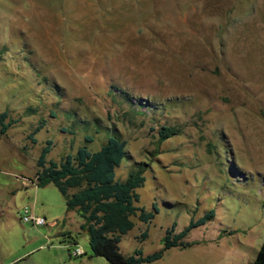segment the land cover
<instances>
[{"label": "rangeland", "instance_id": "1", "mask_svg": "<svg viewBox=\"0 0 264 264\" xmlns=\"http://www.w3.org/2000/svg\"><path fill=\"white\" fill-rule=\"evenodd\" d=\"M1 113V262L30 250L35 264H107L58 189L34 182L48 141L46 161H59L85 136L95 151L114 132L128 151L115 180L144 163L137 206L153 213L131 218L121 254L156 253L173 224L177 234L213 211L191 246L145 264L253 263L264 239V0H0ZM162 127L178 134L160 141ZM25 208L57 226L24 223Z\"/></svg>", "mask_w": 264, "mask_h": 264}, {"label": "trees", "instance_id": "2", "mask_svg": "<svg viewBox=\"0 0 264 264\" xmlns=\"http://www.w3.org/2000/svg\"><path fill=\"white\" fill-rule=\"evenodd\" d=\"M5 116V113L0 114L1 134L7 128L2 123ZM158 134L160 141H163L178 132L162 127ZM91 140V136H85L84 145L77 147L75 152L61 156L59 161H46L45 155L52 145L48 141L37 160L34 182L39 187L53 184L64 198L67 211H75L80 216L83 221L80 229L88 236L91 256L101 257L107 264H145L159 260L170 248L191 246L193 243L184 239L192 229L211 221L213 211L197 220H190L177 234H174L173 224L165 232L162 250L156 253L146 256L140 250H135L130 256L120 253L118 244L121 236L132 229L131 218L143 223L153 218L152 212L137 206L139 196L136 189L144 184L145 164L136 163V168L130 171L126 180H115V168L123 158L128 157L126 141L113 132L99 149L90 151L85 144ZM145 237L146 233H143L142 238ZM252 264H264V239Z\"/></svg>", "mask_w": 264, "mask_h": 264}, {"label": "built area", "instance_id": "3", "mask_svg": "<svg viewBox=\"0 0 264 264\" xmlns=\"http://www.w3.org/2000/svg\"><path fill=\"white\" fill-rule=\"evenodd\" d=\"M21 220L24 223L31 222L34 226H37V227L38 226H49V227L57 226V222L52 221L48 223L46 222L45 218L34 215L33 212L28 208H25L22 211ZM82 254H83V251L81 249H74L73 252L71 253V256L78 257V256H81Z\"/></svg>", "mask_w": 264, "mask_h": 264}, {"label": "crops", "instance_id": "4", "mask_svg": "<svg viewBox=\"0 0 264 264\" xmlns=\"http://www.w3.org/2000/svg\"><path fill=\"white\" fill-rule=\"evenodd\" d=\"M23 185H26V183H23ZM34 185V184H33ZM32 211V210H31ZM33 212V211H32ZM34 214V213H33ZM71 243H73L72 241L71 242H69V244L71 245ZM68 244V245H69ZM76 244V243H75ZM30 251V250H29ZM29 251H27V252H25V253H23V254H21L20 256H17L16 258H13V259H11V260H8V261H5V262H1V260H0V264H20L21 263V261L24 259V258H26V257H28V253H29ZM32 251V250H31Z\"/></svg>", "mask_w": 264, "mask_h": 264}, {"label": "water", "instance_id": "5", "mask_svg": "<svg viewBox=\"0 0 264 264\" xmlns=\"http://www.w3.org/2000/svg\"><path fill=\"white\" fill-rule=\"evenodd\" d=\"M20 264H35L30 257L24 258Z\"/></svg>", "mask_w": 264, "mask_h": 264}]
</instances>
